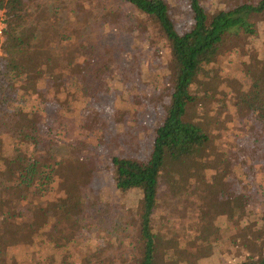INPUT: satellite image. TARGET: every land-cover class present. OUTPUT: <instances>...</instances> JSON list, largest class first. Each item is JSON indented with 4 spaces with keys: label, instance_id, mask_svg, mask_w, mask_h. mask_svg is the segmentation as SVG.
Masks as SVG:
<instances>
[{
    "label": "trees",
    "instance_id": "trees-1",
    "mask_svg": "<svg viewBox=\"0 0 264 264\" xmlns=\"http://www.w3.org/2000/svg\"><path fill=\"white\" fill-rule=\"evenodd\" d=\"M60 1L55 7L50 6L51 0L38 4V0H0L6 25L0 58V264H11L14 251L37 249V242L47 238L59 242L58 256L71 251L79 244L72 229L80 217L93 219L97 226L117 227V207L102 201L99 180L94 172L90 177L84 166L96 162L95 154L105 151L108 144L100 146L97 140L84 160L78 159L79 152L74 153L77 156L69 161L75 163L76 175L69 176L71 187L62 189V179L56 176L63 163L57 140L67 114L85 103L78 110V119L86 120L82 128L90 127L97 131V138L111 141L105 116L117 119L122 113L112 106L109 93L116 87L135 88L145 76L148 69L135 59L143 50L138 47L140 39L150 28L165 43L170 68L160 78L166 96L164 113L155 127L137 131L138 143L146 141L147 148L137 154L119 151L105 165L120 193L136 190L141 195L135 224H129L134 235H124L129 239L130 256L118 264L196 262L195 253H187L188 244L179 234L170 240L182 239L178 247L163 250L167 240L158 232L155 218L163 184H173L176 191L200 177L196 178L201 173V157L211 148V136L187 118V110L205 105L210 89L203 81L217 78L214 66L224 53L253 57L252 83L239 99L254 121L243 149L250 158L264 151V0H241L229 9L213 10L204 6L205 0H182L187 16L182 31L167 0H89L88 13L80 0ZM112 2L119 6L111 7ZM123 6L139 15L127 14ZM259 53L262 58H255ZM141 106L153 112L154 107L145 102ZM127 129L137 134L136 128ZM183 170L187 171L185 179L180 175ZM54 187L59 188V195L52 198ZM231 199L245 206L240 220L247 218L240 245L248 255L237 264H264V189L249 188L247 195ZM258 203L259 213L255 210ZM211 231H215L213 222L206 226V232ZM209 242L207 235L196 251L203 252ZM233 242L239 245V240ZM99 256L94 252L93 257Z\"/></svg>",
    "mask_w": 264,
    "mask_h": 264
},
{
    "label": "rangeland",
    "instance_id": "rangeland-1",
    "mask_svg": "<svg viewBox=\"0 0 264 264\" xmlns=\"http://www.w3.org/2000/svg\"><path fill=\"white\" fill-rule=\"evenodd\" d=\"M46 1L38 0L37 4ZM69 1L63 0V4ZM167 1L173 6L177 29L182 31L187 26V16L184 14L186 5L182 3V0ZM240 1L205 0L203 4L210 10L216 7L229 9ZM89 2V0H80L87 13L90 9ZM60 4V0H51L50 6L57 7ZM116 6H119L118 2L111 3V7ZM123 10L127 14L139 15L128 6H123ZM3 17L5 18L1 12L0 19ZM151 30V28L146 30L148 33H145L143 37L146 39H140L138 47L143 50L140 49V53L136 55L139 56V60L135 59L136 62L143 64L146 70L148 69L144 73L145 76L135 88L116 87L109 93L114 100L112 106L122 113L117 119L114 117L109 119L105 116L110 124L106 129L112 137L111 141L106 142L104 138H97L95 136L97 131H92L90 127L87 129L86 126L85 130L82 128L81 123H86V120L82 117L81 120L78 119V110L86 106L85 103L76 105L74 112L67 114L68 119L65 120L57 140V153L58 157L62 158L59 162L63 161V167L58 166L56 176L62 179V189L70 188L72 183L69 181V176L76 175V165L69 161L77 156L74 153L79 152L78 159L84 160L90 154L91 147L96 146L98 141L100 146L103 143L108 144L105 146V151L95 154L96 162H92L89 158L91 165L84 166L90 177L94 172V178L99 180L98 188L102 201L117 207L115 216L117 227H108L110 225L105 223L97 226L93 219L80 217L72 229L79 244L70 247L71 251L60 253L58 256L56 250H58L59 242L47 238L37 242V249L17 248L18 250L13 253L14 259L12 258L11 264H109L110 261L118 264L119 261L130 256L131 248L126 245L129 239L125 236L134 235V229L129 228V224H135L133 218L137 213L141 195L136 190L120 193L115 187L112 173L106 171L105 165L109 156L119 151L137 154L139 149L147 148L146 141H143L141 145L138 143L137 131L143 133L152 129L164 113L162 105L166 101V96L162 91L160 78L168 75L170 68L165 51L166 45L158 35L151 33ZM255 44L256 48L260 47L259 41ZM234 55L228 52L218 57L214 66L217 78L210 77L203 81L205 87L210 89V92L206 94L205 105L199 104L187 110V118L203 126L211 136L208 145L211 148H208L203 158L201 157L202 165H199L201 173L196 178L200 177L186 186L182 184L176 191L173 184L164 182L160 205L155 215L157 230L160 231L163 239L167 240L163 250L178 247L182 240L175 237L170 243L171 235L179 234L185 237V243L188 244L187 253L191 256L195 253L194 258L197 262L187 264H237L245 255H248L246 248L240 245V232L245 228L247 218L240 219L245 216L246 209L245 206H241L242 203H237V199L231 198L244 193L247 195L249 188L254 192L255 188L258 192L264 189V151L250 158L249 152L243 149L244 141L254 121L251 113L243 109L239 99L245 97L246 89L252 83L250 71L253 68V57L249 54L243 57ZM260 55L261 53L256 54L255 58H262ZM70 92L73 94V90ZM141 102H145L148 107H154L153 112L141 106ZM204 109L207 112H204ZM99 119L104 120V117L99 115ZM119 119L122 121H117ZM124 119L130 122L127 124ZM128 126L136 128L137 134L133 130H128ZM76 141L81 144H77ZM225 163H228V166ZM220 164L222 165L219 166ZM221 167L224 170L223 173H220ZM60 168H62L61 172ZM180 175L182 179H185L187 171H180ZM199 179L208 183H202ZM58 195L59 188L54 187L52 198ZM102 208L104 209L103 206ZM255 210L257 213L261 211L259 203L256 204ZM251 219L255 217H251L250 221ZM211 222L215 226V231L207 233L206 226ZM207 235L211 243L206 245L207 248L203 252H197L204 244L201 243V239ZM192 240L193 242L189 243ZM234 240H239V245L234 243ZM96 251L100 254L99 259L93 257Z\"/></svg>",
    "mask_w": 264,
    "mask_h": 264
},
{
    "label": "built area",
    "instance_id": "built-area-1",
    "mask_svg": "<svg viewBox=\"0 0 264 264\" xmlns=\"http://www.w3.org/2000/svg\"><path fill=\"white\" fill-rule=\"evenodd\" d=\"M5 18L0 19V58L3 55L2 48L5 41L4 30H5ZM1 69V66H0Z\"/></svg>",
    "mask_w": 264,
    "mask_h": 264
}]
</instances>
